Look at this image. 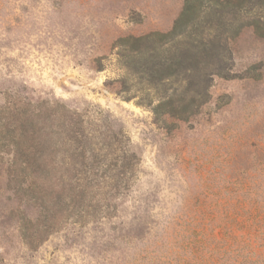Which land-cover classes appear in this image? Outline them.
<instances>
[{"label": "rangeland", "instance_id": "rangeland-1", "mask_svg": "<svg viewBox=\"0 0 264 264\" xmlns=\"http://www.w3.org/2000/svg\"><path fill=\"white\" fill-rule=\"evenodd\" d=\"M219 1L0 0V264H264V0Z\"/></svg>", "mask_w": 264, "mask_h": 264}, {"label": "trees", "instance_id": "trees-1", "mask_svg": "<svg viewBox=\"0 0 264 264\" xmlns=\"http://www.w3.org/2000/svg\"><path fill=\"white\" fill-rule=\"evenodd\" d=\"M201 0H185L184 7L177 18L173 30L169 33V35H179L182 34L183 27L187 26L192 20L196 18V16L200 15L201 12ZM215 3L220 2L219 0H213ZM233 0H227L225 3H231ZM223 4V3H221ZM164 36H167L164 34ZM142 39V38H141ZM203 45V48H201L200 44L194 45L195 50H186L182 52L180 55V64H184V68L190 69L193 72H203V70H208V67L205 66H200V62L210 61L212 58L209 48H206V45L204 42L201 43ZM192 57L191 59H195L196 63L193 66L187 65V61L189 58ZM192 72V73H193ZM13 146H15L14 149V155H16V158L13 160L11 163L10 167L12 169V173H19V172H31V173H36L40 171L42 168L45 169L47 168L46 165L41 163L40 161L37 160L36 156L29 157L32 153L30 151V147L26 146H20L19 142L14 141ZM1 150V149H0ZM6 152H9L8 150H5ZM25 155L27 157H25ZM35 155V154H34ZM19 166V168L17 167ZM14 168H16L14 170ZM17 170V172H16ZM21 173V174H22Z\"/></svg>", "mask_w": 264, "mask_h": 264}]
</instances>
